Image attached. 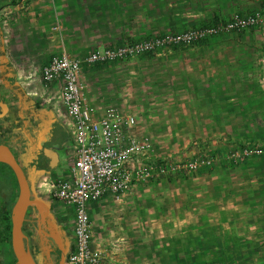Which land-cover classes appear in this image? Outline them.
<instances>
[{
  "label": "crops",
  "instance_id": "1",
  "mask_svg": "<svg viewBox=\"0 0 264 264\" xmlns=\"http://www.w3.org/2000/svg\"><path fill=\"white\" fill-rule=\"evenodd\" d=\"M152 3L150 0L143 1L145 4L143 15H160V12L164 11H151L150 8L157 2ZM134 4L130 3V0H0V19L12 10L10 7L16 6L15 10H19L7 22L10 23L8 27L0 20V115L6 116L5 126L12 127V131L17 130L28 143L27 153L31 151L36 140L38 147L41 146V141L52 126L51 123L58 115L62 116L59 82L44 83L40 79L39 65H43L52 55L61 52L82 56L88 47H114L135 41L132 36L136 31L126 24L128 17L137 14L138 9ZM154 8L160 9L159 6ZM56 17L59 22L58 27L54 28ZM117 19L122 25L117 23ZM92 66L96 68L100 64L84 66L79 77L87 84L89 100L94 102L92 97L94 75L89 73ZM212 73L208 71L185 73L194 89L191 93L189 90L185 91V95L191 96L192 99L187 102L191 105H187L186 110L193 114L196 112V115L190 116V121L194 122L198 130L213 127L216 121L210 117V112L217 109L213 107L214 105L225 103V99L221 103L219 99L217 102L214 100L216 91L214 85L204 81L206 78L204 76L208 77ZM27 75L31 77L29 84L22 80V77ZM32 81L37 82L36 88L33 86L34 89L31 88ZM188 84L190 83L178 82L176 89L172 90V95H180L177 86ZM28 89H31V92ZM30 93L38 95L37 98L31 97ZM179 102L181 101L178 100L168 109L176 116L172 114L164 117L168 120L178 119L175 126H178L181 116ZM116 105L122 107L120 104ZM231 106L226 108V117L229 119L234 118L227 113L230 108L235 112L241 111L237 104L232 103ZM128 112L137 117L140 131L151 135V124L155 128L158 127L155 118L138 114V111L135 113L134 109ZM7 115L10 116V120ZM30 115L33 117L32 128L29 126ZM143 117H147L146 123ZM160 120L163 121L162 118ZM162 124L166 125L165 122ZM152 138L154 139V136ZM155 138L158 142L159 137ZM164 138L166 140V137ZM60 158L59 155V162ZM204 172L208 175L206 174L205 182H201L202 191H198L201 197L195 189V195L192 193L190 199H183L184 195L178 193L179 189H184L182 185L172 186L165 183L159 185V188L153 187L164 194L161 200L165 202L166 208L164 220L160 216L165 224L161 223L164 234L160 235L159 239L152 235L150 213L142 202L146 197L149 208L150 201L153 200L150 190L139 193L140 186L136 184L119 200L106 195L90 203L88 211L90 218L93 219V245L105 252L108 264H152L150 260L156 252L182 258L188 255L190 261L197 264H248L262 255V251H256L255 246L256 242L264 238V227L258 220V211L262 204L261 196L256 193L258 169L244 168V173L241 170L236 174L234 171L213 169ZM226 173L233 175L231 180L226 181ZM240 174L244 176L242 180ZM66 175L68 173L63 176ZM212 175L221 176V179L209 178ZM63 176L57 175L55 179ZM236 178L239 179V183H234ZM197 184L198 182L195 185ZM170 193H176L175 198L170 196ZM140 196H143V199H140ZM154 205L157 207L156 202ZM172 208L181 216L170 213ZM182 235L189 240L186 244L192 251H181L183 247L180 245L179 237ZM156 239L161 243H155ZM199 248H203L202 251ZM249 249L251 251H248Z\"/></svg>",
  "mask_w": 264,
  "mask_h": 264
},
{
  "label": "rangeland",
  "instance_id": "2",
  "mask_svg": "<svg viewBox=\"0 0 264 264\" xmlns=\"http://www.w3.org/2000/svg\"><path fill=\"white\" fill-rule=\"evenodd\" d=\"M143 1L130 0V3H135L138 10L136 15L128 17L126 24L136 31V34L132 36L136 41L186 32H190L193 39L188 43L181 39L175 43H165L164 46L125 60L100 65L96 68L92 66L89 68L91 71L89 73L94 75L93 98L105 97L110 102L122 105L120 107L126 111L134 109L135 113L138 111V114L148 115L158 122L156 128L150 123L152 130L150 133L154 136L157 145L155 144L154 154L149 156L146 161L152 166H157L159 170L156 167V169L152 168L157 171L155 177L149 182L137 184L140 186L139 193L151 191L153 200L150 201L149 208L148 199L146 197L143 199V196H140V199H143L144 208H147L150 213L153 237L158 238L164 234L162 224L165 222H162L160 216L164 220L163 216L166 215L165 202L161 200L164 194L158 189L154 190L153 187L159 188V185L165 183L172 186L182 185L184 189H179L178 193L184 195L183 199H190L192 193L195 195V189L198 196L201 197V193L198 191H202L201 182H205L207 179V173L204 171L208 169L234 171L235 174L240 173L241 170L243 172L244 168L258 169L256 193L262 198L258 220L264 227V0H150L153 3L157 2V4L152 3L154 6L150 8L151 11L164 10L160 12V15L152 14L150 16L143 15V6L146 4H143ZM158 2L161 4L159 5ZM162 3L165 4L162 5ZM156 6H159L160 9L154 8ZM15 7H10L12 10L0 19L4 26L8 27L10 23L7 22L19 11L15 10ZM56 21L59 22L57 17ZM117 23L122 25L119 19H117ZM214 28L215 31H213ZM113 43L116 44L115 41ZM93 49L88 47L84 53ZM182 71L183 74H181ZM186 71L213 72L208 77L204 76L206 77L204 81H209L214 85L216 89L214 100L216 102L217 99H219V103L225 99L224 104L214 105L213 107L217 109L210 112V117L216 121L213 127L198 130L194 126V122L190 121V116L196 115V112L193 114L186 110L187 105H191L187 102L192 99L191 96L185 95V91L189 90L191 93L194 90L192 83L185 76ZM22 80L29 84L31 77L27 75L22 77ZM178 82L190 84L182 85V87L177 86L180 95L176 96L174 93L172 95V90L176 89ZM31 83V88L34 89L33 86H37V82L32 81ZM29 91L31 92V89ZM30 95L36 98L38 96L32 93ZM178 100L181 101L179 102L181 116H179L178 126H175L178 119L168 120L164 117H169L172 114L176 116L168 109ZM232 103L237 104L239 106L237 108H240L241 111L235 112L230 108L227 113L234 118L229 119L226 117V108L232 107ZM57 118L63 123L65 131H68L70 128L68 119L60 115ZM161 118L163 121L160 120ZM142 119L145 123L147 122V117ZM162 122H165L166 125H163ZM157 136L159 137L158 142L155 138ZM238 138L240 140H237ZM73 153L72 136V140H67L58 148L61 158L56 168L53 169L54 173H51L53 175L48 176L43 172L37 174L35 178L36 191L38 195L44 197L45 202L49 203L52 199L48 194V188L50 189V185L57 175L63 176L68 173ZM197 155L211 160V166L209 165L208 168L201 166L199 170L194 171L188 169V163ZM175 173L178 174L172 175ZM232 176L231 173H226V181L231 180ZM239 177L240 180L244 178L241 174ZM209 178L215 180L221 179V176L212 175ZM196 181L197 185H195ZM234 183H239V179L236 178ZM7 186L13 195L16 186L12 181ZM175 194L170 193V196L175 198ZM219 197L223 198L222 195ZM154 202L157 203V207ZM12 203L10 204L12 205ZM54 207L55 211L65 209L58 203L54 204ZM170 213H176L178 217L181 216L173 208L170 209ZM144 214L147 215V213ZM31 215L33 214L30 207L28 216ZM70 219L73 226L71 215ZM91 221L93 223V219ZM185 237L184 235L179 237L180 245L183 247L181 251H192L191 247L186 244L189 240H186ZM71 238L69 237V243L73 244V238ZM158 239L155 243H161ZM255 246H257L256 251H262L264 254V238L260 242H256ZM199 249L202 251L203 248ZM108 252L110 251L108 250ZM263 254L248 264H264ZM150 263L197 264L191 262L188 255L182 258L175 255H162L157 252Z\"/></svg>",
  "mask_w": 264,
  "mask_h": 264
},
{
  "label": "built area",
  "instance_id": "3",
  "mask_svg": "<svg viewBox=\"0 0 264 264\" xmlns=\"http://www.w3.org/2000/svg\"><path fill=\"white\" fill-rule=\"evenodd\" d=\"M57 27L58 21L54 28ZM180 39L188 43L193 36L186 32L135 40L94 48L82 56L61 52L39 68L44 83L59 82L61 114L68 119L73 136L68 175L55 179L48 188L49 196L69 209L73 217V247L68 264H108L105 252L93 245L88 204L106 195L120 199L132 186L152 180L157 174L153 169L158 168L146 161L156 145L148 132L139 130L137 117L105 97L91 102L88 86L80 80L79 73L84 66L125 60ZM209 162L197 155L187 168L194 171Z\"/></svg>",
  "mask_w": 264,
  "mask_h": 264
},
{
  "label": "flooded vegetation",
  "instance_id": "4",
  "mask_svg": "<svg viewBox=\"0 0 264 264\" xmlns=\"http://www.w3.org/2000/svg\"><path fill=\"white\" fill-rule=\"evenodd\" d=\"M7 116L10 120V116ZM30 117L29 126L32 128L34 125L32 122L33 117L31 115ZM58 120L59 119L56 118L51 123L52 126L49 127L45 138L41 141L40 147H38L37 140L35 141L32 147L33 149H30L31 156H28L26 151L28 143L24 141V138L17 130L12 131V127H6V116L0 115V142H6L11 147L16 160L22 166L26 174H29L30 168L34 166L38 170H43V173L48 176L53 175L51 173H54L53 169L56 168L59 163V154L56 164L50 167L49 164L51 160L44 155L43 147H51L58 152V148L63 145L66 140H72L71 130L65 131L63 123ZM61 137H63V140H61ZM57 203L60 204L56 200L50 199L49 207L47 208L48 213L43 217H40L34 205L30 206L33 215L30 217L28 216L30 207L25 215L22 225V231L24 233L23 242L35 264H68L67 258L70 252L69 237H72V224L70 222L71 212L66 207L63 210L59 209L55 211L54 204ZM11 255L13 260L8 262L6 258H3V264H17L12 251Z\"/></svg>",
  "mask_w": 264,
  "mask_h": 264
},
{
  "label": "water",
  "instance_id": "5",
  "mask_svg": "<svg viewBox=\"0 0 264 264\" xmlns=\"http://www.w3.org/2000/svg\"><path fill=\"white\" fill-rule=\"evenodd\" d=\"M43 153L50 158L49 165L53 167L58 161V152L51 147L45 146L43 147ZM0 162L6 163L12 170L17 188L9 210L11 251L16 258L17 264H35L32 256L24 246L22 225L28 208L31 205H34L40 217L48 213L47 208L49 207V203L44 201V197L38 195L35 186L37 174L44 171L38 170L33 166L30 168L29 174H26L16 160L11 147L6 142H0ZM69 246H71L70 243Z\"/></svg>",
  "mask_w": 264,
  "mask_h": 264
},
{
  "label": "trees",
  "instance_id": "6",
  "mask_svg": "<svg viewBox=\"0 0 264 264\" xmlns=\"http://www.w3.org/2000/svg\"><path fill=\"white\" fill-rule=\"evenodd\" d=\"M242 137V136H241ZM247 138V137H246ZM237 140H240L238 138ZM247 140V139H246ZM249 141V140H247ZM243 142V141H242ZM31 152V151H30ZM29 151L28 156H31ZM211 160L208 164L202 165V167H209ZM211 166V165H210ZM197 170V169H196ZM199 170V168H198ZM0 264H3V258H6L8 262L13 260L11 255L9 240H10V222H9V209L10 203L14 200V195L16 194V188H14L13 195L9 190L7 184L12 181L14 186H16V181L11 169L6 163L0 162ZM71 248L73 244L71 243Z\"/></svg>",
  "mask_w": 264,
  "mask_h": 264
}]
</instances>
